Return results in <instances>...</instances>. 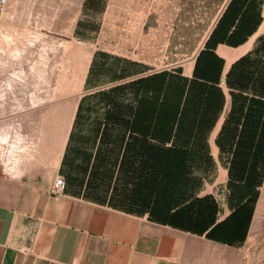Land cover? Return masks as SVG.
<instances>
[{"label":"crops","instance_id":"obj_1","mask_svg":"<svg viewBox=\"0 0 264 264\" xmlns=\"http://www.w3.org/2000/svg\"><path fill=\"white\" fill-rule=\"evenodd\" d=\"M101 54L81 104L17 113L16 157L0 145V264H243L264 189V0H223L187 60Z\"/></svg>","mask_w":264,"mask_h":264},{"label":"rangeland","instance_id":"obj_2","mask_svg":"<svg viewBox=\"0 0 264 264\" xmlns=\"http://www.w3.org/2000/svg\"><path fill=\"white\" fill-rule=\"evenodd\" d=\"M222 1L0 0V145L8 162L17 153L9 145L17 113L81 104V81L94 50L102 58L109 53L153 65L187 60ZM102 72L98 78L105 80ZM84 99L82 105H101L90 95ZM203 189L210 191L208 185ZM215 191L224 203L223 188ZM241 255L243 264H264V189Z\"/></svg>","mask_w":264,"mask_h":264},{"label":"built area","instance_id":"obj_3","mask_svg":"<svg viewBox=\"0 0 264 264\" xmlns=\"http://www.w3.org/2000/svg\"><path fill=\"white\" fill-rule=\"evenodd\" d=\"M5 0H1V3L3 4ZM65 188V181L62 176L55 175L53 182L50 186V193L54 196H60L62 195Z\"/></svg>","mask_w":264,"mask_h":264},{"label":"trees","instance_id":"obj_4","mask_svg":"<svg viewBox=\"0 0 264 264\" xmlns=\"http://www.w3.org/2000/svg\"><path fill=\"white\" fill-rule=\"evenodd\" d=\"M257 194L254 195V201L256 200Z\"/></svg>","mask_w":264,"mask_h":264}]
</instances>
